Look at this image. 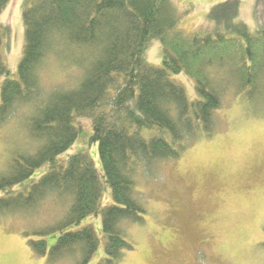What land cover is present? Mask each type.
Instances as JSON below:
<instances>
[{
  "label": "trees",
  "instance_id": "1",
  "mask_svg": "<svg viewBox=\"0 0 264 264\" xmlns=\"http://www.w3.org/2000/svg\"><path fill=\"white\" fill-rule=\"evenodd\" d=\"M8 1L0 0V12ZM238 2L211 9L212 30L186 35L169 0H23L16 78L2 56L10 27L0 24V126L11 122L23 137L0 169V217L49 211L44 223L23 231L39 237L29 244L45 264L90 261L99 238L91 224H81L91 215L102 224L97 264H120L132 248L123 223L141 222L145 212L135 191L143 167L177 159L190 142L212 136L224 87H233L246 107L264 105V18L256 14L251 32L234 21ZM153 38L162 46L160 65L144 56ZM54 60L80 68L71 86L45 89L41 70ZM181 72L195 81L194 100L172 78ZM78 117L91 118L102 174L86 152L59 158L77 137ZM151 130L158 134H142ZM102 179L111 192L107 205ZM51 234L50 247L44 237Z\"/></svg>",
  "mask_w": 264,
  "mask_h": 264
},
{
  "label": "rangeland",
  "instance_id": "2",
  "mask_svg": "<svg viewBox=\"0 0 264 264\" xmlns=\"http://www.w3.org/2000/svg\"><path fill=\"white\" fill-rule=\"evenodd\" d=\"M227 1L169 3L177 16L174 24L187 35L212 30L217 22L207 14ZM22 3L9 0L0 12V24L10 27V43L8 47L3 45L2 56L13 78L17 77L25 39ZM238 3L234 21L246 24L253 32L258 25L256 14L264 18V0ZM144 56L154 65L161 64L162 46L157 38L150 40ZM80 72L76 66L54 60L42 68V84L48 90L71 86ZM172 78L184 88L189 100L197 98L192 78L184 72ZM4 79L0 76V84ZM221 98L212 136L190 142L177 159L149 164L136 176V197L145 212L141 213V222L123 223L132 248L124 252L120 264H264V105L246 107L233 87H224ZM74 125L77 137L59 158L66 161L73 154L86 152L102 174L97 143L90 141L91 118L78 117ZM15 128L11 122L0 126V169L15 145L23 143L18 141L23 137L21 133L17 136ZM142 134L150 137L158 132ZM47 169V165L36 169L31 180ZM102 182V203L107 205L112 203L111 192L107 182ZM48 212L42 209L34 217H0V264H45V257L35 255L29 244L30 239L39 237L23 231L27 224L44 223L42 219ZM84 224H91L99 238L98 248L87 263L97 264L104 256L101 217L88 216L82 220ZM44 239L49 246L56 235Z\"/></svg>",
  "mask_w": 264,
  "mask_h": 264
},
{
  "label": "snow or ice",
  "instance_id": "3",
  "mask_svg": "<svg viewBox=\"0 0 264 264\" xmlns=\"http://www.w3.org/2000/svg\"><path fill=\"white\" fill-rule=\"evenodd\" d=\"M53 243H55V241H53ZM50 247H51V245H50Z\"/></svg>",
  "mask_w": 264,
  "mask_h": 264
}]
</instances>
